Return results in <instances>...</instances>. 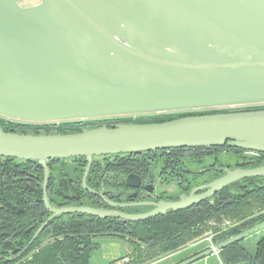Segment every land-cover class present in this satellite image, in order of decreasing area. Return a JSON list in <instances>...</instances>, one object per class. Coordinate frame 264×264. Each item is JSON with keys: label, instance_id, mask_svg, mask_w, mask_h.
I'll use <instances>...</instances> for the list:
<instances>
[{"label": "water", "instance_id": "water-1", "mask_svg": "<svg viewBox=\"0 0 264 264\" xmlns=\"http://www.w3.org/2000/svg\"><path fill=\"white\" fill-rule=\"evenodd\" d=\"M259 104H264V0H40L32 6L0 0V118L57 123ZM224 146L264 154V110L105 124L70 134H17L0 127V158L35 161L43 171L42 201L50 215L28 245L58 215L142 221L188 208L242 179L264 177V165L218 169L221 176L188 195L156 204L115 203L86 185L95 157ZM77 157L86 161L83 189L109 207L154 208L132 214L51 207L47 161ZM140 183L135 174L124 179L128 188ZM263 229L264 221L215 250ZM212 252L176 264H191Z\"/></svg>", "mask_w": 264, "mask_h": 264}, {"label": "trees", "instance_id": "trees-1", "mask_svg": "<svg viewBox=\"0 0 264 264\" xmlns=\"http://www.w3.org/2000/svg\"><path fill=\"white\" fill-rule=\"evenodd\" d=\"M251 109L215 108L137 115L135 118H104L99 120V124L89 122L88 125L76 121L57 125H29L0 118V127L5 132L17 134H70L81 131L83 127L95 128L104 124L158 123L186 116ZM222 151L228 153V159L214 157L216 166L247 169L264 165V154L253 153L246 157L243 154L247 151L227 146L107 155L101 156V160L93 158L86 176V185L107 199L106 195H112L107 190L122 187L128 174L145 177L147 170L153 167V162L160 161L162 166L190 169L193 164H201L206 155ZM47 166V197L51 207L105 208V202L100 196L89 193L81 185L86 166L84 158L49 160ZM219 174L215 172L206 180ZM42 181L43 171L37 162L0 158V264H89L91 257L100 249L96 241L99 237L126 240L129 245L126 264H150L206 235L207 222L213 216L216 221L221 222L227 218L231 222L211 232L216 244L264 221V177L246 178L208 198L211 199L210 203L206 201L142 221L122 222L113 217L99 219L83 214L58 215L28 245L34 232L50 215L42 201ZM257 234L260 236L253 243L246 237L219 250L223 263L264 264V229ZM46 236L52 240L41 246ZM116 261L107 264H115Z\"/></svg>", "mask_w": 264, "mask_h": 264}, {"label": "flooded vegetation", "instance_id": "flooded-vegetation-1", "mask_svg": "<svg viewBox=\"0 0 264 264\" xmlns=\"http://www.w3.org/2000/svg\"><path fill=\"white\" fill-rule=\"evenodd\" d=\"M105 125V124H104ZM109 125V124H107ZM154 164V163H152ZM159 163H155L154 167L147 170L145 177L139 176L141 183L138 188H128L125 186V184L116 189H111L116 192L125 191L126 193H134L135 197L133 198H126L124 195H120L118 197H115L113 194L106 195L107 199H109L112 202L120 203V204H133V203H151L156 204L159 201H177L179 199V196L182 194L188 195L190 190L193 188H198L211 180L221 176L223 173L220 172L218 169H227L229 168H223L216 166L213 164H207L205 168L199 169V170H191L184 168L182 166L179 167H171V166H162ZM220 173L219 176H214L210 180H206L208 177H212L214 173ZM129 175V174H128ZM138 176V175H137ZM169 179L167 182H163V179ZM125 179V178H124ZM162 180V183H171L175 184L174 190L169 194L165 192H158L155 188L156 181ZM145 187H151V191H147ZM108 192L110 190H107ZM201 191H196L195 194L200 193ZM111 194V193H110ZM215 196V195H214ZM212 196V197H214ZM211 202V199H205L202 200L196 204H193L189 207L197 206L200 204H203L204 202ZM213 203V200H212ZM188 207V208H189ZM104 208V207H103ZM154 207L152 205H134V206H127L123 208H111L105 203V209H112L115 211L123 212V213H132V214H139L144 213L147 211L152 210ZM170 212H167L165 214H168ZM163 214V215H165ZM159 216V215H157ZM119 220V219H118ZM218 222V221H217ZM208 223V222H207ZM210 227V232H214L218 229V223H216V218L213 216L211 219V222L207 224V227Z\"/></svg>", "mask_w": 264, "mask_h": 264}, {"label": "rangeland", "instance_id": "rangeland-1", "mask_svg": "<svg viewBox=\"0 0 264 264\" xmlns=\"http://www.w3.org/2000/svg\"><path fill=\"white\" fill-rule=\"evenodd\" d=\"M16 1L21 6H32V5L37 4L40 0H16ZM227 108H230L232 110L241 109V108H252L251 110H264V104L247 105V106H235V107H227ZM251 110H248V111H251ZM235 112H239V111H235ZM168 113H172V112H168ZM159 114H167V113H159ZM135 116H137V115L121 116V118H123V117L124 118H127V117L135 118ZM112 118H115V117H112ZM100 119H104V118H100ZM100 119H84V120H76V122L83 123V125H88L89 122H98V124H99L100 123V121H99ZM5 120H7V119H5ZM8 121H10V120H8ZM10 122H16V121H10ZM67 122H72V121H67ZM17 123H22V122H17ZM58 123H61V122L51 123V124L57 125ZM24 124L34 125V124H43V123H24ZM83 128H85V127H83ZM213 153L214 154H212L210 156L206 155V157L204 158V161L201 164H193V165H191L190 169L191 170H199V169L205 168L207 166V164H213V163L216 164L217 162L214 161V157H216V156H218L219 158H222V159L223 158L224 159H226V158L228 159V156H229L228 153L225 152V151L218 152V153L213 152ZM251 154H253V153L247 151V152H245L243 154V156L248 157ZM95 159L96 160H101V157H95ZM153 163L154 164L155 163L161 164L160 161L159 162H153ZM154 164H153V167L155 166ZM227 167H230V166L228 165ZM167 181H169V179H167V178L163 179V182H167ZM155 183H156L155 188L157 189L158 192H165V193L169 194V192L171 193L174 190V188H175V184H171V183L170 184L169 183L163 184L162 180H161V182H160V180H157ZM209 222H211V220ZM216 223H218V226L221 228V227H224V226L230 224L231 222L228 221L227 218H223L221 220V222L220 221H218V222L216 221ZM205 232H207L206 235L200 237L197 240H194L192 243H189L185 247L181 248L180 250H178V251H176V252H174L172 254H169V255H166L164 257H161L160 259H158L157 261H154L153 263L154 264H170L172 261L177 260L179 257H181V258L183 257L181 260H179V262H180V261H182V260H184L186 258H189V257H191V256H193L195 254H198V253H200L202 251H205L207 249H213L212 254H210V255H208V256H206V257H204V258H202V259H200L198 261H195V262H193L191 264H224L223 260L221 259L220 255L218 254V250H215V246L217 244L215 242H213V240H212L209 226L205 228ZM259 236H260V234L254 233V234L248 236L249 237V241H251L253 243V242H255V240ZM51 240L52 239L49 236L43 237V239L41 241V246L45 245L47 242H49ZM96 241L100 244V249H99V251L96 254H94L91 257V259L89 261V264H106L110 260H113L114 257L110 258L109 254L107 252V248H109V246H111V245H109L111 243L112 244L113 243L119 244L118 249H116V251L114 252V253H117L115 255H117L119 257L123 256L128 250V245H127L126 241H124L122 239H119V238L99 237V238L96 239ZM106 246H107V248L104 249ZM153 263H150V264H153ZM119 264H121V263H119Z\"/></svg>", "mask_w": 264, "mask_h": 264}, {"label": "crops", "instance_id": "crops-1", "mask_svg": "<svg viewBox=\"0 0 264 264\" xmlns=\"http://www.w3.org/2000/svg\"><path fill=\"white\" fill-rule=\"evenodd\" d=\"M120 239V238H119ZM122 240H124V239H122ZM124 241H126V240H124ZM127 243V242H126ZM109 245H111V246H109V248H107V246L104 248V249H106L107 248V252H108V254H109V256H110V258H112V257H114V259L113 260H110L109 262H111V261H116V263L115 264H119V263H121V264H126V262L128 261V258L126 257L127 256V254H128V252H129V245H128V243H127V245H128V250H127V252L123 255V256H117V255H115V254H117V253H114L115 251H116V249H118V247H119V244H116V243H111V244H109ZM116 256V257H115ZM183 258V257H182ZM181 257H179L177 260H175V261H172L170 264H175V263H177V262H179V260H181L182 259ZM109 262H107V263H109ZM159 262V261H158ZM106 263V264H107ZM154 264V263H153Z\"/></svg>", "mask_w": 264, "mask_h": 264}]
</instances>
